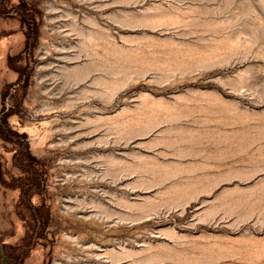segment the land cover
<instances>
[{"label":"rangeland","instance_id":"1","mask_svg":"<svg viewBox=\"0 0 264 264\" xmlns=\"http://www.w3.org/2000/svg\"><path fill=\"white\" fill-rule=\"evenodd\" d=\"M0 264H264V0H0Z\"/></svg>","mask_w":264,"mask_h":264},{"label":"trees","instance_id":"2","mask_svg":"<svg viewBox=\"0 0 264 264\" xmlns=\"http://www.w3.org/2000/svg\"><path fill=\"white\" fill-rule=\"evenodd\" d=\"M33 23H35V22L33 21ZM29 26H30V27H33L32 24H29ZM5 109H6V106H5ZM7 127H8L7 131H8V133H10L11 135H13V136H15V137H21V136H22V135H20L18 132L14 131V130L9 126L8 122H7ZM27 153H28L29 155L31 154V150H30L29 146H27Z\"/></svg>","mask_w":264,"mask_h":264}]
</instances>
